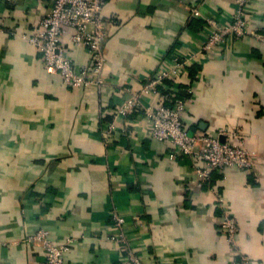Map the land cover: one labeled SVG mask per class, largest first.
Listing matches in <instances>:
<instances>
[{
  "label": "crops",
  "instance_id": "crops-1",
  "mask_svg": "<svg viewBox=\"0 0 264 264\" xmlns=\"http://www.w3.org/2000/svg\"><path fill=\"white\" fill-rule=\"evenodd\" d=\"M51 8L50 0H0V264H45L27 242L39 230L57 245L74 240L68 264H129L124 247L107 239L118 234L114 214L144 264H237V251L264 264V43L226 38L197 56L184 84H167L190 94V135L239 132L229 140L256 154L254 170L228 168L203 183L140 113L118 120L110 145L101 134L127 90L175 55L202 50L207 26L190 10L227 24L235 0L108 1L103 88L65 86L22 38ZM248 10L251 27L264 29V0H250ZM63 41L77 68L90 61L69 35ZM226 210L240 225L237 247L220 228Z\"/></svg>",
  "mask_w": 264,
  "mask_h": 264
},
{
  "label": "built area",
  "instance_id": "built-area-1",
  "mask_svg": "<svg viewBox=\"0 0 264 264\" xmlns=\"http://www.w3.org/2000/svg\"><path fill=\"white\" fill-rule=\"evenodd\" d=\"M50 1L52 8L38 22L35 31L32 34H22V38L42 54L47 69L52 74L59 75L65 86L74 89L103 88L107 84L105 78L107 57L104 49L107 31L103 10L110 0ZM235 3L236 12L227 24L222 25L216 19L203 16L197 8L190 10L192 16L203 18L207 26V40L202 50L187 56L175 55V61L170 62L166 67H161L141 88L127 90L128 96L124 103L108 111L113 120L106 123L101 132L106 144L110 145L116 138L119 119L127 120L133 114L140 113L145 123L151 127L153 138L172 145L177 152L188 157L203 183L211 181L215 172L228 168L249 172L255 169L256 154L229 140L239 132H223L218 137L190 135L183 121L189 105L188 101L183 98L176 99L177 92L167 86V81L184 84L182 82L186 79V71L198 60L197 56L200 53L213 52L226 38L255 39L264 43V29H253L249 22L250 0H235ZM67 35L72 44L84 48L88 53L90 61L80 68L76 67L73 57L64 45L63 38ZM145 95L154 96L156 103L144 104ZM169 100H174L173 106L168 105ZM122 133L129 135L128 128H124ZM222 136L225 137L224 141L221 139ZM125 222L124 218L114 214L112 226L118 234L108 235L107 239L124 247L129 264H144L136 251L131 248L125 235ZM220 228L227 242L237 247V237L241 229L235 216L228 210L220 218ZM27 242L39 246L44 252L45 264H68L65 255L70 252L74 244V240L69 239L64 244L57 245L43 230L28 236ZM237 258L239 260L237 264H254L249 256L239 251Z\"/></svg>",
  "mask_w": 264,
  "mask_h": 264
},
{
  "label": "trees",
  "instance_id": "trees-1",
  "mask_svg": "<svg viewBox=\"0 0 264 264\" xmlns=\"http://www.w3.org/2000/svg\"><path fill=\"white\" fill-rule=\"evenodd\" d=\"M204 23H205V22H204ZM188 68H190V66H189ZM192 75L194 76V74H192V71H191V76H192ZM191 76H190V77H191ZM193 76H192V77H193ZM167 84H171V82H168V81H167ZM182 87H183V86L181 85V88H182ZM182 89H183V88H182ZM182 89H180V90H182ZM189 95H190V94H188V93L186 92V90H184V91L182 90V91H180L179 93H177L176 99H179V98H183V99H185V98H188ZM168 105L173 106V105H174V100H171V101L169 100V101H168Z\"/></svg>",
  "mask_w": 264,
  "mask_h": 264
}]
</instances>
